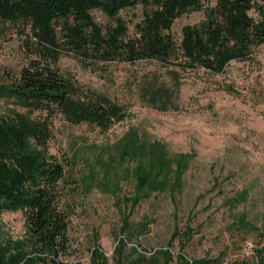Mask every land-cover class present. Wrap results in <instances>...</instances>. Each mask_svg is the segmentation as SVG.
Returning a JSON list of instances; mask_svg holds the SVG:
<instances>
[{
	"label": "rangeland",
	"instance_id": "obj_1",
	"mask_svg": "<svg viewBox=\"0 0 264 264\" xmlns=\"http://www.w3.org/2000/svg\"><path fill=\"white\" fill-rule=\"evenodd\" d=\"M140 12L134 8L123 15L137 19ZM92 14L101 24L108 21L97 10ZM204 17L203 11L179 17L172 27L176 40L184 25ZM29 56L25 40L8 24H0V85L18 75ZM57 67L83 91L105 93L126 110L107 130L70 124L62 115L54 119L47 148L70 158L64 182L72 215L71 247L62 258L67 264H90L95 247L110 264L121 256L126 263L144 259L136 263L141 264L164 253L172 255L167 264H175L179 254L217 258L222 264L245 259L264 264V253L258 255L264 247V45L249 59L232 61L223 74H183L180 108L165 112L148 107L140 97L141 80L157 70L155 63H102L64 54ZM15 111L25 110L15 99L0 95V116ZM135 129L165 143L171 153L193 154L181 193H153L136 205L126 199L135 193V163L122 164L116 157L109 170V152ZM2 217L0 238H25L21 210Z\"/></svg>",
	"mask_w": 264,
	"mask_h": 264
},
{
	"label": "trees",
	"instance_id": "obj_2",
	"mask_svg": "<svg viewBox=\"0 0 264 264\" xmlns=\"http://www.w3.org/2000/svg\"><path fill=\"white\" fill-rule=\"evenodd\" d=\"M134 8L141 9L137 19L123 15ZM95 10L108 21L98 22ZM193 11H203L204 19L184 25L177 41L173 25ZM0 24L23 38L30 53L27 66L0 85V95L15 99L25 110L0 116V224L4 212L21 210L26 232L23 239L0 238V264H67L62 258L71 247L72 215L65 204L70 190L64 182L70 158L47 148L54 137V119L62 115L70 124L107 130L126 110L105 93L83 91L57 67L60 57L155 63L157 70H149L141 80L142 101L164 112L179 110L183 74H223L232 61L247 60L264 45V0H0ZM112 148L109 170L116 157L122 164L135 163V193L126 198L132 205L153 193L182 192L193 154L171 153L165 143L137 129ZM124 245L119 243V256ZM263 253L264 247L258 251L260 258ZM169 258L172 255L164 253L141 264H167ZM176 258L175 264H222L217 258ZM116 260L136 264L144 259ZM90 261L110 264L100 247L93 248Z\"/></svg>",
	"mask_w": 264,
	"mask_h": 264
}]
</instances>
